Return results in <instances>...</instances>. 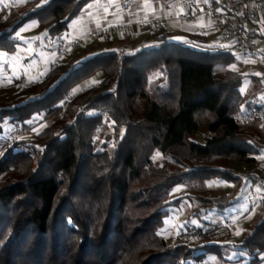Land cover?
I'll return each instance as SVG.
<instances>
[{
  "label": "trees",
  "instance_id": "trees-1",
  "mask_svg": "<svg viewBox=\"0 0 264 264\" xmlns=\"http://www.w3.org/2000/svg\"><path fill=\"white\" fill-rule=\"evenodd\" d=\"M89 1L2 6L0 51H16L14 33L32 21L51 38L63 35ZM233 48L210 46L197 34L171 41L163 33L124 56L71 54L41 81L0 87V264H197L207 254L222 258L223 249L241 252L246 264L264 262V215L234 248L212 243L221 224L208 216L232 203L211 195L208 182L239 187L230 162L257 166L264 157L258 120L246 129L235 120L261 106L246 103L241 112L247 75L229 69ZM97 73L101 82L74 92ZM156 74L161 81L149 89ZM249 77L258 89L260 80ZM41 115L52 121L32 137L6 131ZM105 124L110 149L94 140L99 129L108 133ZM199 130L210 134L204 144L191 140ZM154 157L183 169L168 170V161ZM249 176L257 185L258 175ZM176 187L193 194L172 196ZM184 199L197 209L168 243L164 219Z\"/></svg>",
  "mask_w": 264,
  "mask_h": 264
},
{
  "label": "rangeland",
  "instance_id": "rangeland-1",
  "mask_svg": "<svg viewBox=\"0 0 264 264\" xmlns=\"http://www.w3.org/2000/svg\"><path fill=\"white\" fill-rule=\"evenodd\" d=\"M11 1L12 0H0V8L2 6H8L12 7L15 11H20L23 4L14 0L13 2ZM93 4H97L99 8H103V6L105 7V5H107L111 11H113L114 8L118 7V3L114 0H96L94 3H90V5L95 6ZM113 21L114 19H109L105 15L101 16L99 14H95L92 17L91 22L86 21L85 18L72 21L69 25V32L73 33L74 31L80 30L82 34L86 35L84 37L86 45L87 42H90L91 40L102 44L103 42L106 43V41L100 39V36L92 35V33L116 23ZM32 24V22L24 24L22 27L27 26V29L24 32H21L19 37L17 36V32H19L22 27L14 33L13 37L17 40L16 51H14L13 53L0 51V87L8 84L12 85V82L16 80L20 85L24 84L27 81L25 80V82L22 83L19 80L21 77H29L31 80L34 78L33 73L35 71L40 74L42 72L43 74L49 68V65H46V55L44 54L45 52L42 51L40 47H37L35 49L32 46V39L42 36V30H35L34 28H32ZM227 45H229V43H227ZM232 52L235 56V63L230 65L229 69H233L232 66L235 65V69L233 70L245 75L247 73H250V71H254L257 69L264 71V64L260 62V59L255 57L249 58V56L245 57V55H243V53L236 47L232 49ZM91 55L93 54H90L89 56ZM82 57H85V55H81V58ZM245 58L252 59V62H245ZM103 77V73H97L94 77L78 84L74 90L80 91L90 86L93 81L101 82L103 80ZM160 81L161 80L159 79V75L156 74L151 79V85L149 89ZM16 87L11 88V92L14 91ZM240 91L245 96L244 103L241 107V109H243L241 110V112H243L245 110L246 103L252 104L253 99H258L264 102V79H262L261 86L258 89H254V85L251 84L249 76H246L240 86ZM35 118L37 119H35L34 121L30 120L32 121V123L27 122L26 124H28L29 126H25L24 129L21 128V130H19L20 128L18 129L14 125H9L6 128V131L12 133L13 135L32 137L44 125L49 124L52 121V119L46 121L45 119H43V115ZM105 125L106 127H108V133L103 129H99L94 140L96 142L97 148L105 146L106 148L110 149L114 143L112 140H106L105 137L112 131L109 124ZM33 129H35L36 131H33ZM201 135H203V137ZM208 136H210V134L206 130H199L193 134L191 140L199 144H204ZM164 160L168 161L169 163L168 170L181 171L183 169L181 166L173 164L169 158H155L156 163H161ZM229 166H231L237 173L240 182L243 181L241 178H247V180L241 183L239 187H236L233 183H227L219 179L209 181L207 184V190L211 193V195H227L231 199L232 203L228 210L226 209L222 213L211 211L209 212L208 216L210 218V222L213 225L216 223L221 224V228L219 231L221 232V234L216 240H212V243L226 244L234 248L242 242L243 236L248 231L252 230V225L256 223L260 215H264V209H262L261 206V201L264 200V189H260L256 184L253 185V181H251L249 176L250 174L258 175V165L253 166L250 164H239L238 162L231 161ZM258 188L260 189V191H257ZM183 189L184 188L182 187H176L172 193V196L179 197L184 193L193 194V191L187 192L183 191ZM172 209L174 210V212H171L170 215L164 219V226L161 229L163 236L168 241V243L174 241L176 234L181 228L184 227L186 213L195 212V210L197 209V204L184 199L176 207V209ZM228 220H238L239 224L233 225L230 228H226L224 227L223 223ZM237 231L240 232V235H236ZM223 253L224 254L222 258H218L213 254H207V256H205L197 264H246L248 262V259H244V255L236 250L223 249ZM229 257H231V259ZM240 258H242V260H240ZM261 264H264V262H262Z\"/></svg>",
  "mask_w": 264,
  "mask_h": 264
},
{
  "label": "crops",
  "instance_id": "crops-1",
  "mask_svg": "<svg viewBox=\"0 0 264 264\" xmlns=\"http://www.w3.org/2000/svg\"><path fill=\"white\" fill-rule=\"evenodd\" d=\"M14 1L22 3L23 5L26 2V0H14ZM95 1L96 0L89 1L86 4V6L81 10L80 14L74 20H80L82 18H85L86 21L91 22L93 15L99 14L101 16L105 15L109 19L111 18L114 19L113 22L116 23H123V24L131 23L133 24V26L131 27L132 29L130 33H127L124 36H119V37L115 36L112 39H104L101 37L100 39L106 41V43L103 42L101 44L99 42L91 40L90 42H87V45L84 44L85 50L76 49L72 51L73 52L72 54L89 56L90 54H94L102 50L118 51L121 49L123 44L127 42V40H129L128 39L129 34H132L134 36L133 39H131L133 45H132V49L129 52H131L132 50L135 51L137 49H142L153 45L156 42V38L158 34H163V33H165L167 38L171 41H185L187 40L189 35L197 34L205 37L210 46H215V47L225 46L224 48L231 47V45H227V43L221 39L220 33L217 28L218 20L217 18H214L210 14L204 13L196 17L193 21H189L185 23H180L178 20L174 18H170L171 15L192 12L194 11L195 7L201 6L204 3H212L214 0H127L126 10L121 9L119 4H117L118 7L114 8L113 11H111L107 5H105V7L103 6V8H99L97 4H93L95 6L89 7L90 3H94ZM114 1L118 3V0H114ZM242 1L245 2L248 8H250L259 0H242ZM11 2H13V0ZM105 8H107V11H105ZM145 19L146 20L168 19V22L159 33L151 34L147 29H142L137 25L139 21ZM32 23H33L32 28H34L35 30L40 29L36 21H32ZM255 24H257L258 31L260 34V43L264 45V11H262L258 22ZM41 30H42V36L32 39L34 43V44L32 43V46L35 49L37 47H40L37 41H42L46 37H48L46 30L45 29H41ZM64 34H70L73 36H84V37L86 36L85 34H82L80 30L70 33L68 29V31ZM92 35L94 34L92 33ZM44 52H45L44 54L46 55L45 57L46 65H49L48 69H50L51 65L57 59L56 53L54 51H44ZM245 62L250 63L252 62V59L245 58ZM48 69L43 74L42 72L40 74L35 71L33 73L34 78L31 80L29 77H21V78H25L27 83L41 81L45 73L48 71ZM257 73H259L260 75H257ZM246 75L255 77L258 80H260L259 84L261 86L262 79H264V71L257 69L254 71H250V73H247ZM250 82L252 85L254 84L251 79ZM96 84H98V82L93 81V83H91L90 86ZM254 89H256L255 86Z\"/></svg>",
  "mask_w": 264,
  "mask_h": 264
},
{
  "label": "built area",
  "instance_id": "built-area-1",
  "mask_svg": "<svg viewBox=\"0 0 264 264\" xmlns=\"http://www.w3.org/2000/svg\"><path fill=\"white\" fill-rule=\"evenodd\" d=\"M213 3H204L201 6L195 7L194 11L184 14L171 15L170 18L178 20L180 23L193 21L196 17L206 13L210 14L218 20V31L220 37L229 45L236 47L245 56L255 57L260 59L264 64V45L260 43V34L258 29L253 25L258 22L260 14L264 11V0L257 1L252 7L248 8L242 0H214ZM121 9L126 10L127 0H118ZM190 5V4H189ZM168 19L157 20L148 19L142 20L137 25L142 29H147L151 34L159 33L167 24ZM131 23H115L106 26L96 32L94 35L100 36L104 39H111L115 36H124L130 33ZM133 35L129 34L127 42L123 44L118 50L119 56H124L132 49ZM43 51H54L57 59L51 65H55L60 59L67 58L71 55L72 51L83 47L85 44L84 36H73L70 34H63L59 37L51 38L46 37L42 41H37ZM22 83L25 78H21ZM252 103L261 106L258 110H250L235 117L236 123L240 129H246L254 120H258V128L264 130V102L253 99ZM203 137V135H201ZM258 182L257 185L260 189H264V157L261 158L257 166ZM243 181L247 178H241ZM224 227L230 228L233 225H238V220L225 221Z\"/></svg>",
  "mask_w": 264,
  "mask_h": 264
},
{
  "label": "snow or ice",
  "instance_id": "snow-or-ice-1",
  "mask_svg": "<svg viewBox=\"0 0 264 264\" xmlns=\"http://www.w3.org/2000/svg\"><path fill=\"white\" fill-rule=\"evenodd\" d=\"M44 2H47V0H44ZM146 6H147V5H146ZM89 7H92V5H89ZM105 11H107V8H105ZM26 29H27V26L22 27V28L19 30V32H17V36L19 37V36H20V33H21V32H24ZM222 47H225V46H222ZM4 55H6V54H4ZM232 67H233V69H235V65H233ZM257 75H260V74L257 73ZM75 91H77V90H74V92H75ZM242 91H243V90H242ZM241 110H243V109H241ZM28 123H32V121H28ZM33 131H36V130L33 129ZM156 155L159 156L160 154L157 153ZM155 158H156V157H154V159H155ZM257 191H260V189L258 188ZM193 223H196V221H193ZM158 234H160V233H158ZM236 235H240V232L237 231V232H236ZM229 258L231 259V257H229Z\"/></svg>",
  "mask_w": 264,
  "mask_h": 264
}]
</instances>
